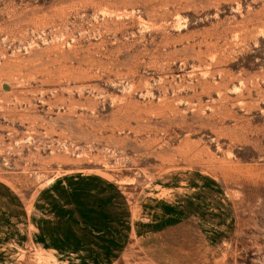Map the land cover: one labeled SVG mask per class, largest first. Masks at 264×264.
<instances>
[{"label":"rangeland","instance_id":"obj_1","mask_svg":"<svg viewBox=\"0 0 264 264\" xmlns=\"http://www.w3.org/2000/svg\"><path fill=\"white\" fill-rule=\"evenodd\" d=\"M78 176L139 223L112 264H264V0H0V182ZM12 228L0 264H105Z\"/></svg>","mask_w":264,"mask_h":264},{"label":"crops","instance_id":"obj_2","mask_svg":"<svg viewBox=\"0 0 264 264\" xmlns=\"http://www.w3.org/2000/svg\"><path fill=\"white\" fill-rule=\"evenodd\" d=\"M122 200V194L113 184L94 176H78L53 182L36 195L28 209L0 182V224L6 227L0 229L11 231L15 227L18 232L28 229L25 237L33 244L59 256L79 257L83 253L88 260L112 264L117 257L115 248L121 249L123 243L121 229L124 224L132 237L141 238L139 223L135 226L134 222H127L132 214L124 212ZM81 203L101 216L98 222L101 224H92L89 216L79 214ZM167 217L170 218L166 219L167 223L175 222ZM182 223L187 224L185 219Z\"/></svg>","mask_w":264,"mask_h":264},{"label":"trees","instance_id":"obj_3","mask_svg":"<svg viewBox=\"0 0 264 264\" xmlns=\"http://www.w3.org/2000/svg\"><path fill=\"white\" fill-rule=\"evenodd\" d=\"M88 208L91 209L90 206L87 207L86 204L81 203L80 204V209L81 210H79V214L81 216H85V217L89 216L90 217L89 221L92 224L100 222L101 221V219H100L101 216H98V214H94V212H92V210H88ZM98 224H101V223H98Z\"/></svg>","mask_w":264,"mask_h":264}]
</instances>
